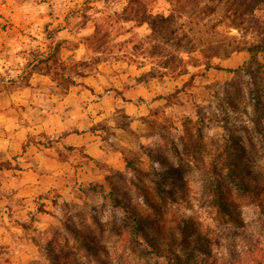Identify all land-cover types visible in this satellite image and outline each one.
Masks as SVG:
<instances>
[{"label":"rangeland","instance_id":"rangeland-1","mask_svg":"<svg viewBox=\"0 0 264 264\" xmlns=\"http://www.w3.org/2000/svg\"><path fill=\"white\" fill-rule=\"evenodd\" d=\"M177 2L180 13L204 7L207 14L199 22L175 16L166 0H0V96L27 97L33 109L35 98L60 99L71 87L93 94L96 87L84 81L94 80L108 113L91 127L100 130L103 157L83 162L99 177L91 174L90 183L73 184L12 222L0 264H167V252L153 254L136 235L146 226L142 218L137 232L133 216L146 211L156 224L176 213L208 227L220 238L204 247L223 264H264V209L231 189L238 220H218L206 189L226 142L240 175L264 181V108L250 98L255 85L264 100V53L251 60L253 35L230 28L228 0ZM144 10L166 19L152 30L137 22ZM56 45L63 75L33 71L36 56ZM132 88L142 94L126 100ZM112 97L145 114L112 111ZM3 105L0 99V112Z\"/></svg>","mask_w":264,"mask_h":264},{"label":"crops","instance_id":"crops-1","mask_svg":"<svg viewBox=\"0 0 264 264\" xmlns=\"http://www.w3.org/2000/svg\"><path fill=\"white\" fill-rule=\"evenodd\" d=\"M84 82L96 87L93 94L79 85L60 99L35 98L40 103L33 109L27 97L0 96L4 104L0 112V248L9 244L3 234L11 226L15 229L12 222L16 219L23 221L38 205L49 204L51 196H61L73 184L90 183L91 174L99 177L83 162L103 157L100 130L91 127L108 114L106 96H95L99 88L94 80ZM141 94L139 88H132L124 96L134 100ZM108 100L112 111L124 108L130 115L145 114L141 107L129 106L133 102L117 97ZM13 106L28 108L22 111Z\"/></svg>","mask_w":264,"mask_h":264},{"label":"trees","instance_id":"trees-1","mask_svg":"<svg viewBox=\"0 0 264 264\" xmlns=\"http://www.w3.org/2000/svg\"><path fill=\"white\" fill-rule=\"evenodd\" d=\"M166 1L172 8L171 13L173 12L175 16L180 15L181 17L185 16V18L193 17L196 19V22H199L207 14L208 9L204 7L190 14H183L180 13L181 9L178 6V0ZM228 2L226 9L235 17V21H232V27L230 28L238 30L241 34L250 33L253 35L254 42L247 48V51L250 54L251 60L256 63V57L264 53V0H228ZM165 19L166 17L162 15H154L144 10L137 22L140 24L146 23L154 30L158 23ZM93 26L95 29L94 35H97L100 30V25L94 22ZM60 48L59 45H56L48 55L44 57L41 55L36 56L32 65L33 71L47 76H62L65 69L59 56ZM262 68L264 69V66ZM245 74H247L246 71ZM256 79L257 76H253L249 80L255 82ZM68 80H70L69 85H74V81L70 78ZM251 87L256 88L250 91V98L260 105L258 108L261 110V108H264V100L259 97V88L255 85H251ZM262 116L264 117V113ZM146 123L152 125L153 121L146 120ZM229 149L228 143L226 142L219 149L221 151H217L216 157H218V161L216 164H213V168L211 169L213 181L206 189L208 190V196L215 210L216 218L222 221L228 220L234 222V219L237 218L238 220L236 215L237 203L230 195L231 189L236 190L238 193H243L251 204L264 209V181L258 176L245 175V178L240 175L239 170H241V167L238 156L233 154L232 163L229 158ZM160 166L166 168V174L170 175L171 166L169 163L161 161ZM156 167L157 164L153 167V173L163 180L165 174L158 173ZM114 206L120 207L118 204ZM120 208L124 210L123 207ZM125 209L127 208L125 207ZM153 214L146 211L140 215L133 216L137 232H141L139 229L142 225V218H144L143 223L146 229L142 233L143 235L141 233H137L136 235L138 237L140 236L143 242L151 248L153 254L161 257L160 254L162 252H167L164 256L167 264H223L216 253L209 254V250L204 247L211 242L217 244L220 238L218 234L213 232L211 236L208 227L202 230L197 226L193 218L176 213H171L166 218L162 217L161 222L156 224V220L152 217ZM148 228L149 231L146 233ZM56 264L63 263L58 262ZM237 264H248V262L240 260Z\"/></svg>","mask_w":264,"mask_h":264}]
</instances>
